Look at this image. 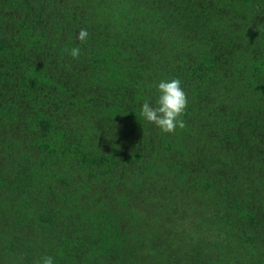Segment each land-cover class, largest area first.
<instances>
[{
    "label": "trees",
    "instance_id": "1",
    "mask_svg": "<svg viewBox=\"0 0 264 264\" xmlns=\"http://www.w3.org/2000/svg\"><path fill=\"white\" fill-rule=\"evenodd\" d=\"M43 256L264 264V0H0V264Z\"/></svg>",
    "mask_w": 264,
    "mask_h": 264
},
{
    "label": "clouds",
    "instance_id": "2",
    "mask_svg": "<svg viewBox=\"0 0 264 264\" xmlns=\"http://www.w3.org/2000/svg\"><path fill=\"white\" fill-rule=\"evenodd\" d=\"M88 37L87 28H81L76 39L84 43ZM65 51L74 60L78 59L81 54L79 46L65 49ZM154 87L158 93L155 103L145 100L140 109V116L145 121L154 124L162 133L174 134L178 128L185 127L182 117L188 106V98L181 86V80L178 78L161 79ZM36 264H55V261L51 256H43L36 261Z\"/></svg>",
    "mask_w": 264,
    "mask_h": 264
}]
</instances>
